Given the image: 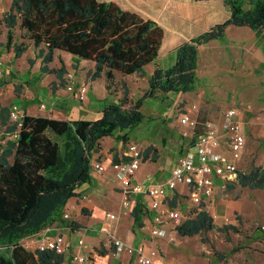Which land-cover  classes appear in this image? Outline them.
Segmentation results:
<instances>
[{
	"label": "trees",
	"instance_id": "16d2710c",
	"mask_svg": "<svg viewBox=\"0 0 264 264\" xmlns=\"http://www.w3.org/2000/svg\"><path fill=\"white\" fill-rule=\"evenodd\" d=\"M248 1L251 7L247 9L242 0H224L229 17L178 46L174 64L167 69L156 68L149 78V96L194 91L198 47L224 38L228 26L264 31V0ZM1 26L7 29L5 46L13 48L15 58L27 50L24 42H14L15 28L19 27L35 48L44 47L39 53L43 73L63 72L47 66L54 52L62 51L76 61L94 62L91 77L95 80L104 75L107 89L116 73H143L146 65L154 63L164 37L163 28L156 22L122 10L113 1L100 0H12L0 18ZM125 101L108 104L95 121L23 117L17 138L0 154V264H64V255L31 251L22 241L55 223L76 226L63 217L64 208L78 196L81 185L90 183L91 158L99 150L100 141L132 130L144 120L143 100L129 109L124 108ZM117 139L126 142L127 136ZM11 156L12 163L8 159ZM237 172L240 186L264 189V167L252 164L245 172ZM203 207L194 219L176 227L179 235L191 237L215 228ZM138 213L136 209L132 215L135 225L141 227Z\"/></svg>",
	"mask_w": 264,
	"mask_h": 264
},
{
	"label": "crops",
	"instance_id": "0c3cea01",
	"mask_svg": "<svg viewBox=\"0 0 264 264\" xmlns=\"http://www.w3.org/2000/svg\"><path fill=\"white\" fill-rule=\"evenodd\" d=\"M161 27L165 31V28ZM237 29L244 30L243 32H245L244 34L247 38L244 40L242 36H235V40L247 41L250 48L249 51L254 57L256 64L264 66V31L256 33L247 26H228L224 38L212 40L198 47L197 83L202 77L205 78L203 84L207 85L205 87L202 85L198 88L195 87V90L190 94L195 91H198L199 94H204V88H208V93L219 90L214 84L224 81V78L217 77L215 74L218 71L215 67L211 68V65H209L208 69L202 70L201 74L200 57L203 54L199 55V52L202 50H207L208 52V46H214L221 42ZM6 32L7 29L5 28L0 34V53H2L0 60L2 61V57L6 56L7 60L4 59L3 65H7L8 68L0 79V154L7 149L6 146L9 142L15 140L12 136L15 132L12 131L14 123L10 119V112L12 111L20 113L23 117L27 115L55 120L95 121L101 117L105 106L119 103L111 88H106L107 81L104 75L95 80L92 79L91 75L95 67L94 62L87 60L76 61L69 53L55 51L52 61L47 66L51 70L63 72L43 73L41 71L43 57H38V55V58H36L34 52L36 49L41 50L44 47L35 48L32 41L28 39L27 43V41H24L25 39H18L14 34V42L18 44L24 42L27 45V50L20 57L15 58L13 48H6L5 46ZM195 37L197 36L192 38ZM177 47L175 46L171 51L175 53ZM33 53L34 55L32 56ZM37 53L40 52L37 51ZM160 55L161 52L159 51L157 60L146 65L143 73H134L127 75V77L132 78L137 74L144 75L148 88L149 78L154 70L156 68L167 69L169 67L162 66L159 63ZM12 56L13 58L9 59ZM174 61L172 62L173 64ZM3 65L1 64V66ZM69 72L74 73V82L77 87L81 85L87 86V92L83 99H78L67 91L66 75ZM180 95L189 96L184 93ZM158 104V106H153L148 114H144L142 123L145 122L146 124L143 126L149 125V121L160 122V118L162 120L165 117L168 120L173 118L175 113L174 106L168 107ZM144 105L145 102H143ZM226 111L220 114L217 119L208 121L221 128ZM185 113L195 119V111L186 109L181 116ZM237 119L245 127L246 122L240 120L238 113ZM143 126L137 129L138 134L143 130ZM243 132L246 139L245 152L247 133L249 132L246 131V128H243ZM257 132L260 133L261 131L257 129ZM124 134L127 136L126 142L117 139L118 136ZM128 134V132L123 131L118 132L114 137L102 139L99 144V150L92 155L91 162L101 164L104 167V171H92L90 183L81 185L77 190L78 196L71 198L64 208V214L68 215L67 220L76 223V226L70 228L66 224L55 223L37 236L23 240L22 243L26 245L27 249L35 251L36 239L45 233L48 237L62 235L69 243V249L64 254V264H76L72 261V255L77 253L86 258L84 264H138L135 256L130 255L124 249L118 251L114 247L113 241L117 237L124 241L127 246L136 247L143 245L146 251L150 249L156 250L155 264H200L194 263L188 252L177 250L169 246L168 243L166 244L161 239H158L159 237L151 235L150 229L154 212L150 207V199L148 197L142 195L133 196L130 198V206L128 208L122 207V190L112 169L113 163L127 160L128 144L136 143L140 147L142 160L140 168L134 176V181L140 184L162 183L169 177L178 158L193 146L194 138L185 142H183L181 137L177 138V142H172L168 149L160 150L155 143L154 136L150 137L143 133V135H139L142 140H136ZM184 134L186 135L187 131ZM188 134L190 136V133ZM123 143H126V146ZM235 180L238 181V179L231 181L216 179L213 194L204 203V209L212 217L214 225L221 224L225 218L235 219L233 217L236 216V213L242 217L246 215L241 203L231 201V196L224 194L229 187H225L223 183L236 182ZM187 192L188 187L186 185H179L173 193L162 198V207L171 209L183 207L185 198L186 200L188 199ZM136 209H139L138 215L142 224L141 227L135 225L134 216L132 215ZM83 212L86 215H83ZM108 214L115 215V219H109L107 217ZM168 225L169 223L166 222L165 227ZM79 240L83 241V245H78Z\"/></svg>",
	"mask_w": 264,
	"mask_h": 264
},
{
	"label": "rangeland",
	"instance_id": "374dc122",
	"mask_svg": "<svg viewBox=\"0 0 264 264\" xmlns=\"http://www.w3.org/2000/svg\"><path fill=\"white\" fill-rule=\"evenodd\" d=\"M100 1H113L122 10L135 12L142 19H149L163 26L165 31L160 47L159 63L167 67L172 66L176 58V54L171 51L175 46H180L187 39L206 32L221 21L224 22L229 15V9L224 0ZM242 1L245 8L251 7L248 0ZM10 4L11 0H0V18L9 10ZM0 29L2 33L5 27L1 26ZM243 31L237 29L221 42L208 46V52L207 50L199 52V55L203 54L200 57L201 74L202 70L208 69L211 65V68L215 67L218 71L215 75L224 78V81L214 84L219 90L213 93H208V88H204V94H199L198 91L192 94L191 92L184 93L190 94L187 97L173 93H169L170 95L156 94L150 97L144 75L137 74L130 78L116 73L111 91L118 102L126 99L125 109H129L139 99L145 102V105L141 107L143 114H148L153 106L159 105L158 103L168 107L174 106L175 109L172 119L168 120L165 117L162 120L160 118V122L149 121V125L146 126H143L146 124L144 122L132 130H126L128 135L136 140H142L139 135L143 133L150 137L154 136L159 149L166 150L172 142H177V138L181 137L183 142L194 138L191 129L179 122V117L186 109L195 111L194 118L197 122L195 131L197 133L202 130L206 121L217 119L225 110L235 109L240 120L246 122L244 128L249 132L247 133L246 150L238 165V171L245 172L252 164L264 167V129L262 128L264 122V66L256 64L247 41L235 40V36H242L246 40L247 37ZM15 35L18 39H25L24 41L28 43L27 33L19 27L15 28ZM37 51L40 52V49L34 52L36 58L40 57ZM12 58L13 56L9 59ZM4 59L7 60L6 56L2 57V61L0 60L2 65ZM6 69H8L7 65L0 67V79ZM204 81L205 78L200 77L195 87L198 88L201 85L205 87L207 84H203ZM141 126L144 131L138 134L137 129ZM257 129L261 132H257ZM185 131H187L186 135ZM123 144L126 146V143ZM8 159L12 163L13 156ZM223 184L229 187L224 194L231 196V201L241 203L246 213L245 216L242 217L236 213L233 217L235 219L223 221L212 229H203L191 237L179 235L176 226L169 223L166 227V235L158 239L177 250L188 252L194 263L264 264V232L260 230V227L264 225V189L242 187L239 181ZM177 210L180 211L182 219L183 217L195 218L193 213L196 212V208L192 207L186 198L183 207ZM207 214L209 217L210 214ZM83 215L86 213L83 212ZM210 223L214 224L213 219Z\"/></svg>",
	"mask_w": 264,
	"mask_h": 264
},
{
	"label": "built area",
	"instance_id": "2783aa9c",
	"mask_svg": "<svg viewBox=\"0 0 264 264\" xmlns=\"http://www.w3.org/2000/svg\"><path fill=\"white\" fill-rule=\"evenodd\" d=\"M74 77V73H67V91L76 98L83 99L87 92V86L77 87ZM10 119L16 125V130L12 135L13 139H16L22 126L23 115L12 111ZM179 122L191 129L194 144L178 158L169 177L162 183L140 184L134 181V176L140 168L142 160L140 147L136 143L128 144L127 160L112 164V169L122 190L121 204L123 208L130 206V198L133 196L142 195L150 199V207L154 212L150 233L154 237L166 235V222L173 223L177 227L189 220L186 217L182 219V215L177 209L163 208V197L173 193L179 185H186L188 201L192 207L196 208V215L202 210L201 207L205 201L212 196L216 179L227 181L238 179V165L242 160L245 148L244 124L237 119L235 109L226 111L221 128L208 121L197 133L195 131L197 122L188 113L183 114ZM262 126L264 128V122ZM91 165L92 171H104V167L99 163L91 162ZM63 217L67 219L68 215L64 214ZM107 217L111 220L115 219L113 214H108ZM228 220L224 219V221ZM260 230L264 232V225L260 227ZM78 245H83V241L79 240ZM113 245L118 251L124 249L130 255L135 256L138 264H155L156 250L146 251L143 245L130 247L117 237L114 238ZM68 249L69 243L62 235L48 237L45 233L35 241V250H49L64 255ZM72 261L76 264H84L86 258L77 253L72 255Z\"/></svg>",
	"mask_w": 264,
	"mask_h": 264
}]
</instances>
